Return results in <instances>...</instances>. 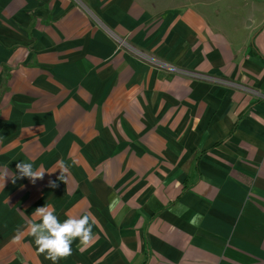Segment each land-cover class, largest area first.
I'll list each match as a JSON object with an SVG mask.
<instances>
[{"label": "crops", "instance_id": "0c3cea01", "mask_svg": "<svg viewBox=\"0 0 264 264\" xmlns=\"http://www.w3.org/2000/svg\"><path fill=\"white\" fill-rule=\"evenodd\" d=\"M4 170L0 264H53L26 231L45 204L96 220L57 264H264V0H0Z\"/></svg>", "mask_w": 264, "mask_h": 264}, {"label": "clouds", "instance_id": "9594fccd", "mask_svg": "<svg viewBox=\"0 0 264 264\" xmlns=\"http://www.w3.org/2000/svg\"><path fill=\"white\" fill-rule=\"evenodd\" d=\"M16 168L19 172V177H27L33 183L37 179H42L45 171L33 168L31 163L21 161L17 163ZM56 169H60L59 180L66 182V174L69 172V167L65 161L57 162ZM9 175L7 170L0 173V179L5 181V177ZM18 177L12 176L13 183ZM51 187H56L55 182L50 181ZM0 187H4L0 185ZM118 198L114 199L109 205L110 211L114 208ZM37 220L39 222H37ZM95 218L85 213L82 216L76 217L69 215L63 222L55 213V208L51 205L45 204L37 207L32 213V219L27 222V234L32 236L39 254H45V258L51 260L53 264L72 253V243L79 240L81 245H88L93 240L92 227L95 225ZM190 223L195 224L196 219L190 220ZM22 233H18L15 240L18 242L21 239Z\"/></svg>", "mask_w": 264, "mask_h": 264}, {"label": "rangeland", "instance_id": "374dc122", "mask_svg": "<svg viewBox=\"0 0 264 264\" xmlns=\"http://www.w3.org/2000/svg\"><path fill=\"white\" fill-rule=\"evenodd\" d=\"M223 11H224V13L220 17V19L223 18V20H220L221 22L224 21L228 25H231V26H234V25L236 26L239 23H241L240 17H238V15H236V14L230 12V11H227L225 8H224ZM247 23L248 22H246L245 24L247 25ZM115 38H119V37H116V36L114 37V40L117 43V45L119 46V48L126 49L128 52L133 54L138 60H140L141 62L145 63L146 65H148L149 67H151V68H153L155 70H158V71H161V72H170V73L175 74V75H183V76L188 77V78L199 79V80H206V81H208V80H211V81L217 80V79H213V77L207 76L205 74H200V73H196V72H190V71L178 69L173 64H171V63H169L167 61H164V60L159 59V58H157V57H155L153 55H149V54H147L144 51H140V50L132 47L128 43V41H126L125 39H122L123 42L118 43ZM119 39H121V38H119ZM131 49H133V50H131ZM135 50L141 52V57L138 56L136 53H134ZM142 55L145 56V57H142Z\"/></svg>", "mask_w": 264, "mask_h": 264}, {"label": "built area", "instance_id": "2783aa9c", "mask_svg": "<svg viewBox=\"0 0 264 264\" xmlns=\"http://www.w3.org/2000/svg\"><path fill=\"white\" fill-rule=\"evenodd\" d=\"M115 39L117 40L118 43L123 42L122 39H119V38H115ZM125 45H126V44H125ZM131 50H133V49H131ZM134 53H136L138 56L141 57V52L135 50ZM142 57H145V56L142 55Z\"/></svg>", "mask_w": 264, "mask_h": 264}, {"label": "water", "instance_id": "95a60500", "mask_svg": "<svg viewBox=\"0 0 264 264\" xmlns=\"http://www.w3.org/2000/svg\"><path fill=\"white\" fill-rule=\"evenodd\" d=\"M251 24H252V23L249 21V22L247 23V26H251Z\"/></svg>", "mask_w": 264, "mask_h": 264}]
</instances>
